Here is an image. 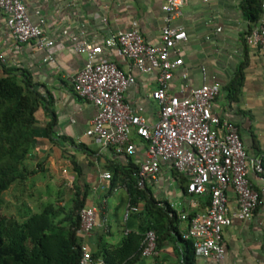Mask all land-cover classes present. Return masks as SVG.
<instances>
[{
    "label": "crops",
    "instance_id": "1",
    "mask_svg": "<svg viewBox=\"0 0 264 264\" xmlns=\"http://www.w3.org/2000/svg\"><path fill=\"white\" fill-rule=\"evenodd\" d=\"M23 1L32 21H42L45 36L55 42V60L54 63L44 62L45 53L34 43L16 44L8 34L5 17L0 12V55L6 58L5 65L29 71L37 90L47 99V111L41 109L37 113V138L26 161L27 168L36 174L25 183L14 185L7 192L6 200L13 211L18 207L23 211L26 206V210L38 212L47 203L66 208L68 203L71 207L75 189L79 187L87 192L86 206L97 210L99 225L87 241L91 252L96 251L103 238L108 243L118 244L125 236V215L124 222L118 223V220L113 224L108 198L124 192L126 198H121L114 211L121 205L125 211L129 205L127 193L119 185L112 188L111 181L101 180L100 175L109 172L111 161H125L116 158L112 149H105L99 141L86 136L96 109L74 91L73 78L84 66L85 56L74 51L71 37L102 43L119 31L136 27L148 44L158 45L166 17L162 11L163 0ZM242 1L208 0L205 3L203 0H185L181 16L173 22L187 33V41L178 47L184 64L175 74L170 93L182 97L192 88L219 83L221 91L213 104L214 114L237 125L248 156L262 160L264 165V52L250 48L246 43L247 34L259 22L252 24L244 17ZM262 8L264 16V2ZM109 57L136 78L135 86L126 93V100L132 107L143 108L144 117L154 123L159 109L158 102L151 98V93L157 89L155 77L132 68L123 60L119 49H113ZM242 67L241 93L237 99H232L227 87ZM51 121L55 122L56 145L46 136V127ZM133 141L140 149L144 148L138 136L133 135ZM41 176L47 178L45 183L38 179ZM249 179L253 188L261 192L259 179L252 171ZM38 180L35 188L41 191L48 189V184L54 187L49 197H43L45 202H32L30 198L32 193L28 183ZM146 185L158 200L173 205L179 215L201 214L208 207L207 195L184 194L180 178L164 164L160 174L155 179H148ZM227 196L231 215L237 210L236 195L230 189ZM260 196V205L252 219H233L232 225L225 228L226 255L221 264H264V195L261 193ZM24 199L27 202L22 205ZM139 207L141 210L143 205ZM137 225L133 222L131 226L136 228ZM179 227L183 233L187 223L181 221ZM160 252L163 264L177 262L171 245ZM196 264L211 263L199 259Z\"/></svg>",
    "mask_w": 264,
    "mask_h": 264
},
{
    "label": "built area",
    "instance_id": "2",
    "mask_svg": "<svg viewBox=\"0 0 264 264\" xmlns=\"http://www.w3.org/2000/svg\"><path fill=\"white\" fill-rule=\"evenodd\" d=\"M184 4L185 0H163L166 17L158 45L148 44L136 27L119 31L102 43L72 36L74 51L85 56L84 66L73 78V88L96 109L86 136L99 141L103 148L112 149L116 158L125 162L133 159L139 167L137 177L141 187L148 179H155L164 164L188 179L187 194L210 196V204L203 213L191 218L187 213L181 214V220L187 223L182 237L193 242L197 260L221 264L226 255L225 228L232 225L233 219L249 221L260 205V195H264V165L262 160L248 156L237 125L214 114L213 104L221 91L219 83L192 88L182 97L170 93L175 74L184 64L178 47L187 41V33L173 24L181 16ZM0 12L16 44L34 43L45 53L44 62L54 63L55 42L45 36L42 21H32L23 0H0ZM246 43L264 52V16L247 34ZM113 49H119L123 60L139 73L155 77L157 89L151 98L158 102L159 109L154 123L144 117L143 108L127 102L126 93L135 86L136 78L110 59ZM0 60L4 65L7 63L4 56L0 55ZM133 135L141 139L144 148L140 149L133 141ZM250 171L258 177L261 192L253 188ZM100 178L111 181L112 174L104 172ZM230 189L237 200V210L231 215L227 196ZM139 210L140 207L129 204L125 220ZM79 216L81 264H102L93 259L87 243L99 225L97 210L85 207ZM143 245L144 260L159 264L154 231L146 233Z\"/></svg>",
    "mask_w": 264,
    "mask_h": 264
},
{
    "label": "trees",
    "instance_id": "3",
    "mask_svg": "<svg viewBox=\"0 0 264 264\" xmlns=\"http://www.w3.org/2000/svg\"><path fill=\"white\" fill-rule=\"evenodd\" d=\"M263 2L242 1L241 10L250 23L256 24L262 18ZM242 70L243 67L227 87L232 99L241 93ZM46 104L47 99L37 90L29 71L7 68L0 60V264H81L79 214L87 207L86 191L76 187L69 209L47 203L41 212L26 210V206L23 211L20 207L13 211L6 200L14 185L25 183L36 174L27 168L26 161L37 138V113L41 109L47 111ZM54 126V121L47 124L46 136L56 145ZM73 163L80 173L76 162ZM108 170L112 174L111 187L125 188L127 202L135 207L142 204L143 208L127 218L123 241L113 244L103 238L92 252L93 259L101 260L102 264H143V241L148 231H154L158 251L167 245L173 247L177 258L174 264H196L193 242L182 238L179 214L168 202L158 200L147 185H139V167L134 160L111 161ZM172 171L187 194L188 179ZM207 196L209 206L210 196ZM133 222L138 224L136 228L131 226Z\"/></svg>",
    "mask_w": 264,
    "mask_h": 264
},
{
    "label": "rangeland",
    "instance_id": "4",
    "mask_svg": "<svg viewBox=\"0 0 264 264\" xmlns=\"http://www.w3.org/2000/svg\"><path fill=\"white\" fill-rule=\"evenodd\" d=\"M39 180H42L43 183H45L47 181V178L44 177V176H41L40 178H38ZM39 180L35 183V182H29L28 183V186H29V189L31 190V193H32V197H30L32 199V202H36V203H40L41 200L43 199L44 196H48L49 197V194L51 192H54V187L51 186L50 184H48V189H43V191L35 188V184H37L39 182ZM47 187V185H46ZM126 194L124 192H121V193H117L116 195H112V196H109L108 200H109V209H111V214H110V217H111V221L113 224H117L118 220L120 222H124V209L125 207H123L122 205L119 207L118 211H114V208L116 207V205L121 201V198H126L125 196ZM24 198H28L27 195H23ZM27 200L24 199L22 201V205L23 204H26ZM42 202H45V199L42 200ZM50 202H54V201H50ZM53 204V203H52ZM67 209L70 208L69 206V203L67 204L66 206ZM38 212H41V211H38ZM118 235V233H117Z\"/></svg>",
    "mask_w": 264,
    "mask_h": 264
},
{
    "label": "clouds",
    "instance_id": "5",
    "mask_svg": "<svg viewBox=\"0 0 264 264\" xmlns=\"http://www.w3.org/2000/svg\"><path fill=\"white\" fill-rule=\"evenodd\" d=\"M257 210V209H256ZM256 212V211H255ZM255 214V213H254ZM190 215V214H189ZM194 215H196V214H194ZM179 216H181V215H179ZM181 219V218H180ZM182 221V220H181ZM128 232V231H127ZM183 234V233H182ZM183 238V237H182ZM194 245V244H193ZM159 253H160V256H161V252L160 251H158ZM196 254V253H195ZM157 261H158V263L159 264H163L162 262H160V257L159 258H157ZM196 263H197V257H196Z\"/></svg>",
    "mask_w": 264,
    "mask_h": 264
}]
</instances>
